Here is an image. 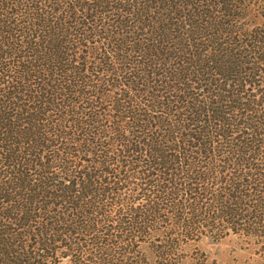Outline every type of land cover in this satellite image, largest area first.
Segmentation results:
<instances>
[{"label": "trees", "instance_id": "trees-1", "mask_svg": "<svg viewBox=\"0 0 264 264\" xmlns=\"http://www.w3.org/2000/svg\"><path fill=\"white\" fill-rule=\"evenodd\" d=\"M227 237L264 264V0H0V264Z\"/></svg>", "mask_w": 264, "mask_h": 264}, {"label": "rangeland", "instance_id": "rangeland-1", "mask_svg": "<svg viewBox=\"0 0 264 264\" xmlns=\"http://www.w3.org/2000/svg\"><path fill=\"white\" fill-rule=\"evenodd\" d=\"M194 249L205 255L207 264H262L263 262L252 246L236 237H227L220 241L204 239L192 250Z\"/></svg>", "mask_w": 264, "mask_h": 264}]
</instances>
